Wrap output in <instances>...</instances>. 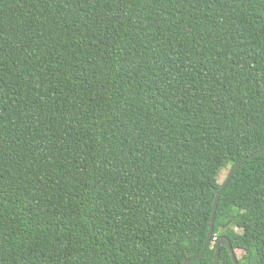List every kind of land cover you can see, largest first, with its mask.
Returning a JSON list of instances; mask_svg holds the SVG:
<instances>
[{"label": "trees", "instance_id": "obj_1", "mask_svg": "<svg viewBox=\"0 0 264 264\" xmlns=\"http://www.w3.org/2000/svg\"><path fill=\"white\" fill-rule=\"evenodd\" d=\"M262 145L264 0H0V264H184ZM222 235L264 264V150Z\"/></svg>", "mask_w": 264, "mask_h": 264}, {"label": "water", "instance_id": "obj_2", "mask_svg": "<svg viewBox=\"0 0 264 264\" xmlns=\"http://www.w3.org/2000/svg\"><path fill=\"white\" fill-rule=\"evenodd\" d=\"M264 150V145H262L261 147H259L257 150H255L254 152H252L249 155H246L244 157H242L240 160H238V162H236L226 173L225 177L223 178V180L220 182V188L217 190L215 196H214V200H213V204H212V210H211V217H210V223H209V228H208V233H207V237L206 240L200 250V252L191 259H187L185 260L184 264H191L194 261H197L203 254V252L205 251V249L207 248V246L209 245L210 242V238H211V234H212V230H213V224H214V218H215V211H216V206L220 197L221 192L223 191V189L226 187V185L228 184L229 180L231 179V177L233 176L234 172L240 167L241 164H243L247 159L256 156L257 154H259L260 152H262ZM221 245H225L229 251L231 260L233 264H239L233 247L230 244V241L228 240V238L225 235L220 236L216 242H215V253H214V257H213V261L212 264H218V260H219V248Z\"/></svg>", "mask_w": 264, "mask_h": 264}, {"label": "rangeland", "instance_id": "obj_3", "mask_svg": "<svg viewBox=\"0 0 264 264\" xmlns=\"http://www.w3.org/2000/svg\"><path fill=\"white\" fill-rule=\"evenodd\" d=\"M227 171H228L227 168H223L222 170H220L219 177H218L219 181L223 180V178L225 177Z\"/></svg>", "mask_w": 264, "mask_h": 264}, {"label": "built area", "instance_id": "obj_4", "mask_svg": "<svg viewBox=\"0 0 264 264\" xmlns=\"http://www.w3.org/2000/svg\"><path fill=\"white\" fill-rule=\"evenodd\" d=\"M216 237H213L212 240H211V246H213L215 244V241H216Z\"/></svg>", "mask_w": 264, "mask_h": 264}, {"label": "clouds", "instance_id": "obj_5", "mask_svg": "<svg viewBox=\"0 0 264 264\" xmlns=\"http://www.w3.org/2000/svg\"><path fill=\"white\" fill-rule=\"evenodd\" d=\"M217 240V239H216ZM216 242V241H215Z\"/></svg>", "mask_w": 264, "mask_h": 264}]
</instances>
